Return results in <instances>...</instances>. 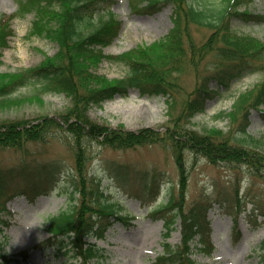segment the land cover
Returning <instances> with one entry per match:
<instances>
[{"label": "trees", "instance_id": "obj_1", "mask_svg": "<svg viewBox=\"0 0 264 264\" xmlns=\"http://www.w3.org/2000/svg\"><path fill=\"white\" fill-rule=\"evenodd\" d=\"M129 1L133 11L142 15L157 14L165 5L172 4L174 27L167 36L151 45H141L115 56L104 54V49L113 44L122 27L116 15L110 12L112 0H18L14 15L1 16L0 58L14 33L12 21L17 17L26 18L28 14L35 16L31 36L45 38L59 51L54 56L43 52L45 60L34 68L0 73V110L24 103L41 104L45 94H63L71 106L60 119L48 116L37 122H0V153L10 148L26 152L27 144L44 142L59 131L71 136L72 142L68 141L67 145L72 148L75 158L65 189L71 191L74 205L49 219L50 232L54 235L50 242H53L57 255L81 258V264H90L104 257V250L92 240L104 239L114 222L131 224L128 210L121 209L117 202L107 198L100 188L101 181L97 182L96 177L90 175V155H87L90 143H99L113 150L163 143L171 145L180 173L179 192L168 204L155 209L153 218L165 220L167 238L174 231L177 218H180L183 245L175 249L167 244V254L158 257L156 262L197 264L191 258L192 247L202 246L197 249L209 254L214 250L211 222L207 216L210 206L203 199L192 205L187 203L189 186L185 152L195 157L202 156L215 165L230 162L244 163L256 170L264 167V153L259 154L244 145L250 110L264 105V84L241 93L231 112L218 115L223 119L230 118L237 128L236 135H226L217 128L207 130L202 136L189 126L196 115L204 113L208 100L216 95L222 97L220 86L229 87L232 80L264 72V42L243 35L234 27L236 21L264 24V16L253 15L248 10L254 0H220L211 8L202 4L206 0ZM192 27H204L211 33L199 44L193 38ZM105 60L125 66L127 78L110 80L98 74V67ZM207 60L211 64L202 72L203 61ZM186 74L195 77L191 92H186L187 85L180 78ZM214 80L221 85L212 90L210 84ZM33 81L41 83L38 93L23 98L13 97ZM132 89L142 96L166 98L172 119L166 132L152 128L133 132L125 130L122 125L113 129L91 119L89 110L102 107L117 96L126 98ZM24 154L29 156V153ZM1 162L3 159H0V264H12L15 259L9 257L3 248L8 242L7 229L11 226L6 219L11 214L8 205L16 197L41 193L43 190L39 189L47 179L37 176L26 183L27 167H21L20 171L6 170ZM22 178L25 183L18 186ZM254 203L256 210L261 211L257 217L264 219V203ZM237 204L242 205L238 197ZM21 255L27 258L28 252Z\"/></svg>", "mask_w": 264, "mask_h": 264}, {"label": "rangeland", "instance_id": "obj_2", "mask_svg": "<svg viewBox=\"0 0 264 264\" xmlns=\"http://www.w3.org/2000/svg\"><path fill=\"white\" fill-rule=\"evenodd\" d=\"M18 0H0V16L14 14L18 9ZM110 12L114 13L122 23L120 35L112 46L104 49L110 56L135 50L141 45H151L153 42L167 36L173 28L172 17L174 7L165 5L154 15H142L134 12L129 0H112ZM220 0H206L202 4L208 7L218 5ZM146 5V2L143 3ZM250 12L253 15H264V0H255ZM33 14L24 19H15L12 28L15 34L10 46L0 58V73L23 71L34 68L42 63L44 53L54 56L58 47L42 37L29 36L32 31ZM235 29L243 35L264 42V24H247L236 21ZM193 38L199 44L210 35L206 28L192 27ZM210 60L203 61L202 72L210 65ZM98 74L112 79L127 78V68L120 64L104 61L98 67ZM187 87L186 92L194 88L195 77L186 74L180 77ZM186 83V84H185ZM264 83V73L247 76L242 80H232L229 87H221L219 98L215 96L206 103L203 114L194 117L192 130H197L202 136L210 129H221L226 135L234 136L237 128L227 117L218 115L231 112L234 101L241 93L252 90L256 85ZM215 80L210 87H219ZM41 83L31 82L19 89L14 98L29 97L38 93ZM43 103H24L19 106L0 110V122L27 120L37 122L43 117L60 119L66 109L71 106L65 95L45 94ZM264 105L259 109L251 108L249 114V129L247 142L244 145L253 151L264 153ZM94 122L117 129L124 126L125 130L140 132L142 129H156L162 133L172 122L169 108L163 96H142L139 91L130 90L126 98L116 97L106 102L102 107L89 110ZM185 125V123H184ZM72 142L69 134L59 131L44 142L27 144L26 152L13 148L0 153L2 167L6 170H21L27 167V180L41 176L47 179L39 193L31 197L16 198L9 204L11 215H7L11 227L7 230L8 243L3 246L4 252L16 259L15 264H80L77 259L57 255L52 246L54 239L50 232L49 219L63 211L70 210L74 202L70 198L71 191L65 189L67 176L72 172L74 152L67 145ZM24 153H29V156ZM90 175L101 181L100 188L107 198L128 210L133 219L130 226L116 223L109 230L107 237L98 243L104 249L105 258L91 264H156V259L164 253L165 244L171 243L177 247L182 244L181 223L178 220L177 231L169 240H165V222L152 218L151 209L167 204L179 181L178 166L175 152L171 145L159 144L141 146L130 150H113L91 142L88 146ZM188 165L189 185L187 200L190 205L203 199L212 202L209 216L213 227V242L215 250L210 257L198 253L195 260L202 264H264V227L257 229L254 225L252 212L254 205H248V199L253 196L264 199V167L260 170L249 168L241 163H221L213 165L202 156L185 152ZM25 183L24 178L19 185ZM18 184V182H15ZM175 187V188H174ZM148 198L146 206L144 194ZM136 195L142 197H135ZM243 199L244 205L238 209L237 198ZM151 208V209H150ZM125 212V211H124ZM236 230L240 233L237 239ZM29 251V258L23 260L21 254ZM2 264H6L5 262Z\"/></svg>", "mask_w": 264, "mask_h": 264}]
</instances>
